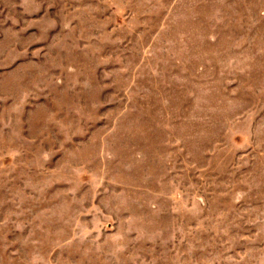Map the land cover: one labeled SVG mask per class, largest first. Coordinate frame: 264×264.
<instances>
[{"label":"rangeland","instance_id":"rangeland-1","mask_svg":"<svg viewBox=\"0 0 264 264\" xmlns=\"http://www.w3.org/2000/svg\"><path fill=\"white\" fill-rule=\"evenodd\" d=\"M0 264H264V0H0Z\"/></svg>","mask_w":264,"mask_h":264}]
</instances>
